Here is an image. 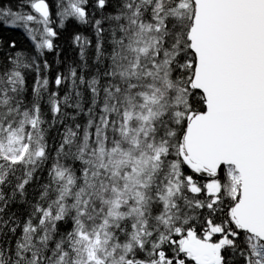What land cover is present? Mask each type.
Segmentation results:
<instances>
[{
	"label": "snow or ice",
	"instance_id": "1",
	"mask_svg": "<svg viewBox=\"0 0 264 264\" xmlns=\"http://www.w3.org/2000/svg\"><path fill=\"white\" fill-rule=\"evenodd\" d=\"M0 264H264V0H0Z\"/></svg>",
	"mask_w": 264,
	"mask_h": 264
}]
</instances>
